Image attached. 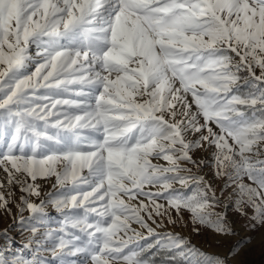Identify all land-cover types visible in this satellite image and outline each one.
Masks as SVG:
<instances>
[{"label": "snow or ice", "instance_id": "snow-or-ice-1", "mask_svg": "<svg viewBox=\"0 0 264 264\" xmlns=\"http://www.w3.org/2000/svg\"><path fill=\"white\" fill-rule=\"evenodd\" d=\"M197 149L213 150L236 210L264 224V0H0V170L27 196L38 178L58 189L20 197L29 244H50L56 264H224L157 230L186 210L233 234L209 211L211 183L182 166L204 164Z\"/></svg>", "mask_w": 264, "mask_h": 264}, {"label": "rangeland", "instance_id": "rangeland-1", "mask_svg": "<svg viewBox=\"0 0 264 264\" xmlns=\"http://www.w3.org/2000/svg\"><path fill=\"white\" fill-rule=\"evenodd\" d=\"M30 52L35 56L36 49L34 46L30 49ZM231 55L235 56V54ZM235 59L238 60V57ZM31 70H34V65L29 66V71ZM255 71L257 75L260 74L258 68ZM187 138L194 140L197 136L189 133ZM212 151V149H197L191 153L194 160L204 161L200 168L187 163L182 164V166L191 168L193 174L203 176L206 181L211 183L220 203L209 209V211L214 214H223L233 234L219 235L205 226L192 223L190 213L186 210H181L179 217H177L175 211H172L170 214L176 220V224L170 225L167 224L166 220H163L160 222L164 224V228L157 230L178 233L201 251L218 256L224 264H264V224H257L249 218L252 215L251 208L245 209L247 215H241L236 210L234 206L236 199L235 186L225 187L223 180L215 176L216 170L213 166ZM152 162L166 164L163 160L154 159ZM17 177L28 179L27 177H21V174H17ZM5 181L6 175L0 170V183L4 184L3 187H0V193H4L6 198L10 199L9 207L11 208V212L0 210V255L9 259L14 256H22L29 260L38 255L45 259L48 264H56L50 252L47 251L50 244L47 242L29 244L30 232L27 230V218L30 214L27 210L22 213L18 210L20 197L22 195L27 196V194L21 192L18 184L9 186ZM28 182L32 183L30 179H28ZM245 182L248 181L245 180ZM34 183L39 186L40 196H27L34 203L39 204L41 200L47 198L48 194L58 191L57 188L53 187L55 177L38 178ZM174 187L180 188V185L176 184ZM182 190L187 193L191 192V188ZM9 191H11V197H7ZM160 203H164V201H160ZM45 212V223L55 229L63 219L62 215L51 204L46 206ZM21 216L25 218V223H21ZM40 231L42 232L44 229L41 228ZM69 260L79 262L83 260V257H69Z\"/></svg>", "mask_w": 264, "mask_h": 264}, {"label": "trees", "instance_id": "trees-1", "mask_svg": "<svg viewBox=\"0 0 264 264\" xmlns=\"http://www.w3.org/2000/svg\"><path fill=\"white\" fill-rule=\"evenodd\" d=\"M241 75H242V76H245V75H246V72H242ZM240 84H241V86H242V87H241V90H242V91H245L246 88H244V86H243V80L240 81ZM146 255H150V253H149V254H146Z\"/></svg>", "mask_w": 264, "mask_h": 264}]
</instances>
